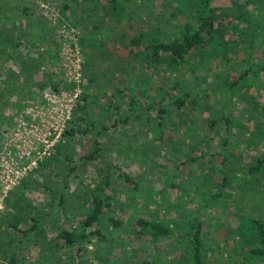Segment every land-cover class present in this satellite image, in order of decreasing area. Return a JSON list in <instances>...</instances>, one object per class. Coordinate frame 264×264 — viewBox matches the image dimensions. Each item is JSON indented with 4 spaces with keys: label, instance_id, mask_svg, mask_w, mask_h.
I'll use <instances>...</instances> for the list:
<instances>
[{
    "label": "rangeland",
    "instance_id": "rangeland-1",
    "mask_svg": "<svg viewBox=\"0 0 264 264\" xmlns=\"http://www.w3.org/2000/svg\"><path fill=\"white\" fill-rule=\"evenodd\" d=\"M11 1L6 3V0H3L4 4L11 3L7 8L8 11L13 7ZM21 1L15 0L18 3H22ZM26 1L34 7V11L38 14L36 15L37 23L41 25L37 24V29L40 33H44L45 39L40 41V36L26 33L23 35V44L19 45V49L22 52L41 49L46 53V49L60 44L59 53L53 58L52 64L46 61L38 67L40 76L43 77L49 69L55 70L56 74L53 76L55 86L53 83L43 88H38L36 85L27 87L25 85L24 89H28L29 94L25 95L20 90L22 76L15 72L16 61L5 58L4 50H1L0 46V157L6 144L10 154L14 152V142L9 138L21 119H25L29 124L40 121L35 113L36 109L44 104L43 99L48 96L47 93L62 92L66 97H73L71 95L75 93L76 95L67 105H71L69 117L61 133L49 146V152L41 156L35 167L26 169L23 174H20L19 179L10 184L5 192L1 190L4 186L2 187L3 183L0 179V193L3 194L0 229L5 235L7 234L6 220L18 218V226L24 228L29 227L33 219L36 221L38 218L41 219L37 221L38 229L34 228L24 236L21 251L26 256L22 257L18 250L17 264H29V261L38 262L37 264H143L145 260L151 264H173L180 250H183V243L177 237L175 238L173 230L170 237L157 238L148 233L140 235L139 226L135 222L140 214L149 219L167 223L176 230L181 228L183 231L187 230L190 218H201V215H205L202 223L204 239L202 252L206 256V264H241L238 254L240 246L237 244L240 239L239 242L234 240V237L237 238L236 234L230 229L237 224L240 227V224L245 223L249 216H264V174L260 175L257 183H253L249 189H237V185L242 184L243 179L240 177H249L239 169L240 164L244 166L248 161H255V157L264 150V72L259 70L256 73L249 70L248 76L240 82L239 86L236 85L232 89L227 88L222 85L219 75L232 79L238 71L248 65L253 66V63L249 64L248 61L242 60L241 54H237L235 60L230 61L220 57L219 54L209 56L207 54L196 55L193 52L190 62L196 61L197 65V76L194 77V81L199 87H211L212 84L215 86L212 81H215L217 85L216 88L209 89L207 101L211 108L204 105L191 108L188 105L179 112L172 108L171 114L166 115L167 121L174 122L171 119L178 121L182 113H187L182 123L176 121L177 125L172 126L173 128L164 127L165 132H168V128H172L171 133L174 140L165 139V136L160 141L155 135L153 138L147 130L144 132V137L139 140L137 137L139 135L134 134L138 129L135 121L128 120L122 123L114 119L115 105L119 104L120 112L123 113L127 108L125 94L121 95L122 93L117 89L128 94L130 90L137 91L134 82L141 85L147 83L148 80L153 81V87L148 91L150 96L136 93L139 101L143 103L150 99L154 100V81L160 83L164 80L161 73L154 72L153 76L150 70L148 72L139 67L140 62L130 53L131 50L137 49V45H127V41L130 35L137 34L139 30L146 29L149 25H157V17H161L160 23L163 25L164 34L166 31L173 30L175 20L182 21L184 14L189 13L194 18L193 11L184 6H181L184 10L176 8L177 2L181 0H118L125 7L123 13L128 17L134 12V18L123 20L124 25L119 26L117 30L112 29L113 27L110 30H107V27L104 28L107 41L104 42L101 38L98 48L91 49L92 56L90 57L93 62L91 61L87 67H84L87 55H83L78 42L82 31L68 24V19L66 20L61 12L62 0ZM90 1L79 0V8L84 7L86 3L90 4ZM213 1L217 5H229L232 1L244 0ZM172 10L176 11V17L168 16ZM19 12L21 13V10ZM258 13L261 23L256 29L257 32L254 35L250 34V37H254L253 43H256L258 53L249 57L252 61L264 63V50L260 49V43L264 41V11ZM224 18L232 21L229 16ZM61 20L62 25H60ZM20 22L24 27V16L20 18ZM0 25L14 26L15 30L18 28L16 22L9 19L0 21ZM30 41L34 44L32 45ZM104 47L107 50L105 53L102 52ZM99 51L105 54V57L100 56ZM230 55L232 56V53ZM86 68L87 71H93L91 76H94V73L97 76L94 79L91 78V82L84 76ZM76 74L79 81L74 78ZM183 79L188 86L192 85V78L190 79L187 74ZM85 81L86 86L84 87ZM14 83L18 85V89L14 88ZM86 91L98 93L95 102L90 106V112L95 116L98 125L102 124L107 127L104 133L97 135L103 146L100 155L97 152L95 159H80L83 153L95 147L92 139L94 134L90 131L74 132L70 143L62 146L68 151L72 150L71 164L76 165L73 171L67 174L68 167L65 161L58 160L61 158L57 155L56 160L49 161L44 168H38L40 162L53 155V147L60 139L62 143L66 142L67 137L63 136V131L77 123V119L71 122L74 110L76 112L75 103ZM90 98L89 95L88 99ZM247 101L255 102L254 108L243 112ZM141 102L137 106L140 107ZM11 104L14 106L9 107ZM229 110L231 112H228ZM153 112L155 116V111ZM222 113L225 116L228 115L232 120L231 123L234 124L228 136L224 131V119H219ZM212 118H218V120L211 124ZM156 122L154 127H157ZM187 124L190 130H186ZM179 127L184 131L180 132ZM226 137L229 142L224 146L222 141ZM196 140L199 142L193 144ZM200 151L216 154L212 161L206 158L182 163L185 157L198 154ZM219 151L225 152L227 164L231 168L230 172L236 171V174L226 183L224 196H212L216 190L209 182L221 179L219 169L223 167L220 164L223 157ZM108 164L112 165V172L106 184V191L113 196L111 201L114 208L113 210L105 209L104 214L111 215L119 221V224L114 225L107 218L101 219L100 227L106 235L105 238L99 239L92 234L88 240L86 238L77 240L74 248L55 247L54 252L58 257L50 254L51 249L40 250L34 239L38 240V244L55 242L58 238L57 223L59 225L61 223L64 227H74L77 230L82 228L83 212L90 206L88 202L82 201L88 197L87 193L90 194V191L94 190L98 173H104ZM118 171L127 172L139 184V189L133 190L135 193L133 197L131 196L132 184L126 182L125 185L122 178L118 177ZM172 181L178 185L172 184ZM59 193L62 194L61 197ZM147 196H152L154 199L145 200ZM59 201L62 204H59ZM145 201L148 204L144 207ZM43 234L45 237H42ZM5 235H0V254L4 255V257L0 255V263L14 264L7 259L9 249L3 251L6 248L5 242L8 236ZM18 236H15L13 243L16 242ZM53 237L54 240H52ZM60 243L61 240L58 241V244ZM78 245L82 247L79 251L75 250Z\"/></svg>",
    "mask_w": 264,
    "mask_h": 264
},
{
    "label": "trees",
    "instance_id": "trees-1",
    "mask_svg": "<svg viewBox=\"0 0 264 264\" xmlns=\"http://www.w3.org/2000/svg\"><path fill=\"white\" fill-rule=\"evenodd\" d=\"M8 1L10 2L11 0H6V3ZM78 1L79 0H62L61 12L64 14L66 20L68 19V24H72V26L82 31L80 34L78 32V42L81 45L83 55H87L85 59L86 63H84V67H87L92 61L90 57L92 56L90 53L91 49L98 48V42L101 38L104 42L107 41V35L104 31L106 29L104 28L107 27V30H110V28L113 27L112 29L117 30L119 26L122 24L124 25L123 20H131L135 15L132 10L131 12L133 13H128L129 15L127 17L123 13L125 9L124 5L122 3L120 4L118 0H91L90 4L86 3L82 8H79ZM11 2H13V7H11L12 9L8 11L7 8L10 7L11 3L4 4L3 0H0V21H6L8 19L13 22L15 21L18 28L15 30L13 29L14 26L5 27L0 25V46L1 50H4L3 53L5 58L16 61L15 72L22 76L23 79L20 90H22L25 95H29L27 93L28 89H24L25 85L26 87L28 85H36L38 88H43L45 85L53 83V76L56 74L55 70L49 69V72L43 77L42 75L40 76V69H38V67L41 63H46V61L49 62L48 64H52L53 58L59 53L58 50L60 44L46 49V53L41 51V49H38V51L25 50V52H22L19 49V45L23 44L22 41L24 34L32 33L40 36L39 40L42 41L45 39L44 33H40L37 29V24L41 25V23H37L38 17L36 15L38 14H36L32 5H30L26 0H22V3L15 2V0ZM181 6L193 11V16L195 17L193 18L192 15H189V13L184 14V19L182 21L175 20V28L173 30H169L168 32L166 31L164 34V29H162L163 25L160 23L161 17H157V25L148 24L149 26L146 29H141L137 34L130 35L127 41V45H137V49L131 50L130 53L133 54L136 60L140 62L138 64L139 67H141L142 70H147L148 72L151 71L153 76L154 72L161 73L163 76L162 78L165 81V83L164 81L160 83H156L154 81V100L150 99L147 102L143 101V103L139 101L136 93L138 92L141 95L150 96L148 91L151 87H153V81L148 80L147 83H142L141 85L134 82L136 84L137 91L135 92L130 90V93L128 94H126L123 90L117 89L118 92L122 93L121 95L125 94L127 98V108L125 109V113L122 111L121 113L120 105H115L113 108L115 113L114 119L116 122L122 123H126L128 120L135 121L138 129L134 134L139 135L137 136L139 137V140L144 137V132L146 130L147 132L150 131L149 133H151L153 138H159L160 141L163 140L165 136V139L174 140L171 132L172 128L177 125L175 123L177 119H171L174 121L171 122L167 121L166 117V115L168 116L171 114L170 112L172 108H175L178 112L182 111L183 108H187L188 105H190L191 108H196L198 105H204L207 108H211V105L207 101V99H209V89L216 88L217 85L215 81H212L215 86L212 84L211 87H199V85L194 81V77L197 76V65L196 61L190 62L191 58H193L191 57L193 52L196 55L207 54L209 56H217L219 54L220 57L230 61H234L235 56H237V54H241L242 60L248 61L249 64L253 63V66L248 65L246 68L238 71L237 75L232 79H228L223 76L220 77L219 75L222 85H225L227 88L229 87L232 89L236 85L239 86L240 82L248 76L249 70L256 73L259 70L264 72V63L252 61V59H250L251 57H249L250 55H256L258 53L256 52V43H253L255 41L254 37H250V34L254 35L257 32L256 29L258 25L261 23V20L258 18V12L264 11V0L232 1L229 5H217L213 0H181L180 2H177L176 8L184 10ZM19 10H21V13ZM22 16L25 17L24 27L20 22V18ZM168 16L176 17V11L172 10L169 12ZM225 16H229L232 21L225 20ZM64 23L65 22H63V24ZM114 24H116V26ZM60 25H62V20ZM128 26L132 27L130 25ZM108 33L109 31L107 34ZM33 41H30L32 45L34 44ZM260 44V49L264 50V41ZM106 51V47H104L102 52L105 53ZM231 53L232 56L230 55ZM98 54L105 57V54L100 53V51ZM92 73V70L87 71L86 68L84 71L86 80L92 81V79L97 77L95 73L94 76H91ZM186 74L190 77V79L192 78L191 86H188L184 82L185 79L183 78ZM38 75L40 77H38ZM84 84L85 87L86 81ZM53 85L55 86L54 83ZM15 87H18L16 83H14V88ZM102 93L104 94L105 92ZM97 94L98 93L86 91L83 93L81 98L76 101V112L74 110L71 122H74L77 119V123L70 126V128L64 129L63 136L67 137L66 142L62 143L63 141L60 139L53 147V155H50V157L40 162L38 168H44L49 161L51 162L56 160L57 155L61 158L58 160L65 161V165L68 167L67 174H70L76 167L75 163L71 164V161H73V158H71L72 150L68 151L66 148H62V146L64 147L70 143V138H72L74 132L90 131L94 134L92 139L95 147L88 149L87 152L80 156V159H95L97 152L98 155H100V151L103 146L101 145L97 135L101 132L104 133V130L107 127L102 124L98 125L95 121V116L90 112V106H92V103L95 102ZM89 95L91 96L90 99H88ZM202 98L204 99L202 100ZM204 100H206V102ZM139 102H141L140 107L139 105L137 106ZM253 104H255V102L247 101L243 112H248L253 109ZM153 111H155V116ZM228 112H231V110ZM185 114L182 113L180 117L181 119H178L177 122L182 123L183 117L186 116ZM220 118L225 121L224 131L226 136H228V133L231 132L234 124L231 123L232 120H230L229 116H225L224 113L221 114L219 119ZM217 120L218 118H212L210 123L213 124ZM116 122H114V124ZM155 122L157 127H154ZM165 126L173 127L171 129L168 128V132H165ZM186 126V130H190L189 124ZM179 128L180 132L184 131L181 127ZM140 130H144L143 134H141L142 131ZM197 142H199V140L194 141L193 144H197ZM228 142V138L226 137L222 141V144L225 146ZM139 149H141V147ZM220 153H222L223 157L220 161V164L223 167L219 169L221 179L209 182L216 190L212 196H224L226 193V183L229 182L236 174V171L230 172L231 168L227 164V156H225V152ZM215 154L216 153L214 152L205 153L200 151L198 154L185 157L182 160V163L185 164L187 161L192 162L193 159L204 160L206 158H208L207 160L212 161ZM84 164H86L85 161ZM177 164L179 163L177 162ZM111 167L112 165L108 164V166L105 167V172L101 173L102 175L98 173L97 180L95 181L96 184L93 188L94 190L90 191V194L87 193L88 197H85L82 201L88 202L90 205L86 211L83 212L84 219L81 225L82 228L77 230L74 229V227H64L61 223L60 225L57 223L56 227L58 231L56 235L60 239L57 238L55 242L52 241V244H50L51 242L47 244H38V240L34 239L35 244L40 247V250L46 251V249H51L50 251H52V253L50 254L57 256L54 252L55 247L74 248V244L77 240L80 238H86L88 240L89 236L92 234H95L99 239L105 238L106 235L102 232L100 227V224L102 223L101 219L107 218L112 224H119V221H116L111 215L107 216L104 214L105 209L113 210L114 208L111 201L113 196L106 191V184L108 183L112 172ZM239 169L243 170V174H247L249 177H240L243 180H241L242 182L240 181L242 184L239 183V185H237V189H249L253 183H257L259 176L264 174V150L261 154L255 157V161H248L244 166L243 164H240ZM117 175L120 179L122 178L121 180L125 185L126 182H130V184H132L131 196L133 197L135 194L133 190H138L139 184L125 171H118ZM34 182L33 184H35ZM172 184L178 185L177 183H174V181H172ZM61 195L62 194L59 193L60 197ZM147 198L154 199L152 196H147L145 197V200ZM59 204H62V202L59 201ZM146 204L148 203L145 201L144 207ZM203 216L205 215H201V218H190L188 220L187 230L185 231L181 228L176 230L173 227H170L167 223H163L157 219H149L141 214L136 217L135 222L139 226L138 230L140 235L148 233L152 236H157V238L165 236L170 237L172 236V230L175 231L174 236L183 243V250H180L178 258H176L173 264H206V256L202 252V249L204 248L202 226ZM18 220V218L6 220V235L0 229V235H8L5 242L6 248L3 251L9 249V254L6 255L7 259H9L10 263L14 264L18 263L16 258L18 250L22 257L26 256L21 251L22 241L25 238L24 236L29 231L34 230V228L38 229L37 221L41 219L38 218L37 221L36 219H33V223L29 227L24 228H20L18 226ZM238 226L239 225L237 224L236 226L231 227L230 230L236 234L237 238L234 237L233 239L237 240V242L240 241L237 244L240 246L238 254L240 255L241 264H247L249 262H251L249 264H262V262H264V216H249L245 223H241L240 227ZM14 235H19L15 243L12 242L15 238ZM42 237H45V234H43ZM52 240H54V237ZM59 240H61L60 244H58ZM81 249L82 247L80 245L75 247V250L77 251ZM0 255L4 257L3 254ZM179 261L181 262L178 263ZM37 263L38 262L29 261V264ZM143 264L151 263L145 260L143 261Z\"/></svg>",
    "mask_w": 264,
    "mask_h": 264
},
{
    "label": "built area",
    "instance_id": "built-area-1",
    "mask_svg": "<svg viewBox=\"0 0 264 264\" xmlns=\"http://www.w3.org/2000/svg\"><path fill=\"white\" fill-rule=\"evenodd\" d=\"M74 78L79 81L77 74L74 75ZM47 94L48 96L43 99L44 104L36 109L35 114L40 121L29 124L25 119H21L13 135L9 138L14 142V152L10 154L7 144L3 149L0 157V179L3 183L2 187L4 186L1 188L3 192L10 184L16 182L26 169L38 164L41 156L49 152V146L65 126L71 107V105H67L76 93L71 95L73 97H66L62 92ZM2 198L3 194L0 193V210L3 208Z\"/></svg>",
    "mask_w": 264,
    "mask_h": 264
},
{
    "label": "crops",
    "instance_id": "crops-1",
    "mask_svg": "<svg viewBox=\"0 0 264 264\" xmlns=\"http://www.w3.org/2000/svg\"><path fill=\"white\" fill-rule=\"evenodd\" d=\"M13 106H14V104L13 105L11 104L9 107H13Z\"/></svg>",
    "mask_w": 264,
    "mask_h": 264
}]
</instances>
